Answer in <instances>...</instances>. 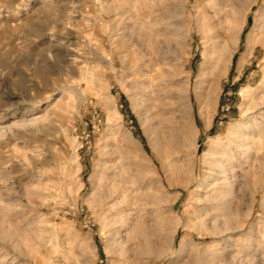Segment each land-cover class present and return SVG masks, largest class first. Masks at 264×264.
<instances>
[{
    "label": "rangeland",
    "instance_id": "rangeland-1",
    "mask_svg": "<svg viewBox=\"0 0 264 264\" xmlns=\"http://www.w3.org/2000/svg\"><path fill=\"white\" fill-rule=\"evenodd\" d=\"M1 128L0 264H264V0H0Z\"/></svg>",
    "mask_w": 264,
    "mask_h": 264
},
{
    "label": "bare ground",
    "instance_id": "bare-ground-1",
    "mask_svg": "<svg viewBox=\"0 0 264 264\" xmlns=\"http://www.w3.org/2000/svg\"><path fill=\"white\" fill-rule=\"evenodd\" d=\"M216 1V0H215ZM219 1V0H218ZM218 3V2H217ZM224 11V10H223ZM184 17L186 18V14L184 13ZM208 17V16H207ZM214 18V17H213ZM223 22V21H222ZM221 23V22H220ZM224 23V22H223ZM213 25V24H212ZM229 25V24H228ZM234 26V25H233ZM213 27V26H212ZM216 27V26H215ZM223 27V26H222ZM221 27V30L223 29ZM228 27V26H227ZM230 28H232L231 26H229ZM236 27V26H235ZM218 29H219V27H217ZM229 28V29H230ZM234 28V27H233ZM212 29V28H211ZM220 30V29H219ZM226 30V29H225ZM236 30V29H235ZM206 31H209V30H206ZM232 31V30H231ZM223 32V31H222ZM229 32V31H228ZM233 32V31H232ZM237 32L238 31H234L233 33H232V35H230V36H228V39L223 43V44H221L219 47H218V50H217V53H218V56H217V58L215 59V65H216V67H218V73H217V75H216V79L215 80H219L220 78H221V76H222V73H223V70L226 68V65H227V63H229V61H230V59H231V57H232V54H233V52H234V48H235V42L233 43V42H230L235 36H236V34H237ZM209 33V32H208ZM229 35V34H228ZM205 36V35H204ZM214 36V35H213ZM221 36V35H220ZM224 35H222V37H223ZM218 37V36H217ZM227 37V36H226ZM226 37H225V39H226ZM211 38V37H210ZM232 38V39H231ZM224 39V40H225ZM215 40V39H214ZM217 40V39H216ZM235 40V39H234ZM233 41V40H232ZM215 42H217V41H215ZM253 43H254V41H253ZM219 44V43H218ZM217 44V45H218ZM250 46H252L251 45V43H250V45H248L247 47H250ZM251 49V48H250ZM248 52H250V51H248ZM216 53V54H217ZM251 53V52H250ZM204 55H206V53L204 54ZM208 55V54H207ZM206 55V56H207ZM66 58V57H65ZM74 60V59H73ZM69 61H72V59L70 58V57H68V58H66V60H64V67H62L63 69H62V75H67L68 74V72H69V69H70V64H69ZM206 60H204V62H205ZM210 61V60H209ZM245 61V56L243 57V59L241 60V62H240V64H242L243 62ZM111 62V65L114 67V64H113V62L114 61H110ZM84 63V62H83ZM208 64V63H207ZM211 64V61H210V63L208 64V65H210ZM212 65H214V64H212ZM211 65V66H212ZM207 67V66H206ZM212 67H214V66H212ZM204 68V67H203ZM226 71V70H225ZM203 72H204V70H203ZM54 73L55 72H53V71H50V70H48V71H43V75H42V80L45 82V87H48L47 86V83L50 81V77L52 76V75H54ZM200 76V75H199ZM203 76H204V74H202L201 75V77L203 78ZM206 79L208 78L207 76L205 77ZM54 81V80H53ZM156 81V80H155ZM201 82H203L204 83V81H201ZM210 83V82H209ZM54 84H55V82H54ZM201 84V83H200ZM206 85V84H205ZM204 85V86H205ZM28 90H26L25 91V95H26V97L29 99V101H32L33 102V100H34V98L33 97H31L30 95V86H28ZM205 88H207V87H205ZM203 89V88H202ZM31 90H33L32 88H31ZM208 90V89H207ZM210 90V91H209ZM208 91L209 92H211V89H209ZM205 91V90H204ZM205 92H207V91H205ZM213 93V92H212ZM211 94V93H210ZM207 95V93H204V92H201L199 95H197V98H198V105H199V113H200V115L205 119V124H206V126H208V123H207V121H208V117H209V114H211L210 113V111H211V95ZM196 97V96H195ZM44 98V97H43ZM50 98H51V96H47V97H45L44 98V100H45V102L44 103H48L49 101H50ZM37 104H38V102H36ZM213 111V110H212ZM34 114V113H33ZM213 114V113H212ZM42 118H43V116H42ZM40 119H41V117L40 118H35V117H32V118H27L26 116L24 117V119H22L23 121L21 122V121H18L19 122V125L21 126V127H24V128H28V127H31V126H33V125H37L38 123H39V121H40ZM18 125V124H17ZM2 127V126H1ZM5 128V127H4ZM8 129V128H7ZM37 130V129H36ZM4 132H6V130L4 131L3 130V128H1L0 129V136H2L3 134H4ZM160 137V136H159ZM1 138V137H0ZM217 138V137H216ZM215 137H213L212 139H214L213 141L215 142V141H217V140H215L216 139ZM159 141H160V143L162 144H165V140L163 139V138H159ZM216 143V142H215ZM219 155V154H218ZM227 157V156H226ZM215 160V159H214ZM218 165V164H217ZM225 166V165H224ZM223 166V167H224ZM222 168V167H221ZM223 169V168H222ZM221 169V170H222ZM219 170V169H218ZM220 170V171H221ZM222 171H224V169L222 170ZM214 174V173H213ZM220 175H221V173H220ZM215 176V175H214ZM217 177V176H216ZM109 179V178H108ZM116 181V180H115ZM204 182H206V181H204ZM120 183V182H119ZM118 183V184H119ZM120 185V184H119ZM201 185H203V184H201ZM198 186V185H197ZM107 187V186H106ZM112 187V186H111ZM120 187V186H119ZM203 188V187H202ZM112 189V188H111ZM110 189V190H111ZM196 189H200V186L199 187H197ZM117 194V189L116 188H113L111 191H109V193H108V195H113V194ZM106 194V193H105ZM115 194V195H116ZM118 195V194H117ZM208 195V194H207ZM107 196V195H106ZM107 197H109V196H107ZM111 197V196H110ZM109 197V198H110ZM116 197H118V196H116ZM135 198V197H134ZM139 198V197H138ZM116 199V198H115ZM121 200V199H120ZM204 200V198L203 197H198V202H201V201H203ZM100 203L102 202V200H100L99 201ZM114 202V201H113ZM132 204V203H131ZM118 209V211L120 212V213H122V211H123V213H124V209L122 210L121 208V202L119 201H117L116 202V204H114ZM133 205V204H132ZM131 206V205H130ZM133 207V206H132ZM207 209V208H206ZM157 210V209H156ZM202 211V210H201ZM200 211V212H201ZM207 211H208V209H207ZM130 212V211H129ZM134 212V211H133ZM141 212V211H140ZM203 212V211H202ZM201 212V213H202ZM117 213V212H116ZM122 213V214H123ZM206 213V212H205ZM204 213V214H205ZM209 213V212H208ZM110 215V214H109ZM108 215V216H109ZM116 215H118V216H121L119 213H117ZM116 215L114 216V217H116ZM200 215V214H199ZM208 215H210V214H208ZM122 217V216H121ZM205 217H206V215H205ZM209 217V216H208ZM154 220V219H153ZM112 221H113V225L114 224H117V222L119 221V220H116V218H114V219H112ZM130 222V221H129ZM125 224V223H124ZM132 226H134V225H132ZM134 230V229H133ZM120 231V230H119ZM119 231L117 232V234L119 233ZM146 236H148V235H146ZM153 237V236H152ZM41 241V240H40ZM182 241V240H181ZM181 241L179 242L180 243V247H181V249H180V251L181 252H185L184 250L186 249V246H185V244L183 245V243H181ZM48 243V242H47ZM148 242H146V244H147ZM164 248L165 247H163V246H161L160 247V252H162V251H164ZM187 250V249H186ZM165 252V251H164ZM164 252L162 253V254H164ZM122 257H123V255H122ZM207 257V256H206ZM206 259H208V257L206 258ZM203 260V259H202ZM209 260V259H208ZM195 261H196V259H195ZM204 261V260H203ZM206 261V260H205ZM197 262V261H196ZM207 262V261H206Z\"/></svg>",
    "mask_w": 264,
    "mask_h": 264
}]
</instances>
